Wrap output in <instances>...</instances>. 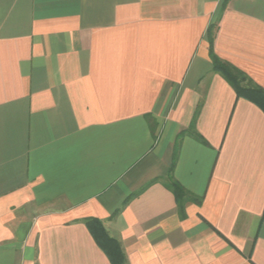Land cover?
<instances>
[{
  "label": "crops",
  "instance_id": "0c3cea01",
  "mask_svg": "<svg viewBox=\"0 0 264 264\" xmlns=\"http://www.w3.org/2000/svg\"><path fill=\"white\" fill-rule=\"evenodd\" d=\"M223 2L0 0V264H264V106L207 38L264 91V0Z\"/></svg>",
  "mask_w": 264,
  "mask_h": 264
},
{
  "label": "trees",
  "instance_id": "16d2710c",
  "mask_svg": "<svg viewBox=\"0 0 264 264\" xmlns=\"http://www.w3.org/2000/svg\"><path fill=\"white\" fill-rule=\"evenodd\" d=\"M227 1L228 0H224L222 8L225 7ZM216 27V22H213L207 30V38L210 41V53L213 59V69L217 72H220L234 86L239 95H248L264 106V91L261 88L259 89L257 87H254L253 80L244 71L227 61H223L214 52L213 44ZM172 188L174 189L177 198L180 199L181 202H183L186 199L183 187L178 182L173 181ZM90 221L91 220H89V222ZM100 226V230L104 232V229L102 228V226ZM103 235L109 239V237L106 236L105 232Z\"/></svg>",
  "mask_w": 264,
  "mask_h": 264
}]
</instances>
